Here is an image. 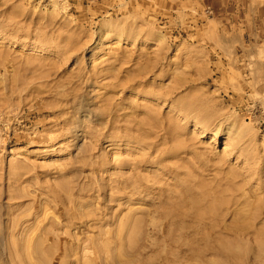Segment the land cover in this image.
I'll return each mask as SVG.
<instances>
[{
	"label": "rangeland",
	"instance_id": "rangeland-1",
	"mask_svg": "<svg viewBox=\"0 0 264 264\" xmlns=\"http://www.w3.org/2000/svg\"><path fill=\"white\" fill-rule=\"evenodd\" d=\"M259 23L264 0H0V264H264Z\"/></svg>",
	"mask_w": 264,
	"mask_h": 264
},
{
	"label": "bare ground",
	"instance_id": "bare-ground-1",
	"mask_svg": "<svg viewBox=\"0 0 264 264\" xmlns=\"http://www.w3.org/2000/svg\"><path fill=\"white\" fill-rule=\"evenodd\" d=\"M249 123H250L249 120L246 121V124H249ZM120 224H121V226L124 229H127V227H128V221H123L122 220ZM42 244L43 243L40 242L37 246L31 248L30 255L33 256L32 257V260L34 261V264H45V262L43 261L42 257L40 256V253H39V247Z\"/></svg>",
	"mask_w": 264,
	"mask_h": 264
},
{
	"label": "crops",
	"instance_id": "crops-1",
	"mask_svg": "<svg viewBox=\"0 0 264 264\" xmlns=\"http://www.w3.org/2000/svg\"><path fill=\"white\" fill-rule=\"evenodd\" d=\"M258 26L264 29V23H259Z\"/></svg>",
	"mask_w": 264,
	"mask_h": 264
}]
</instances>
